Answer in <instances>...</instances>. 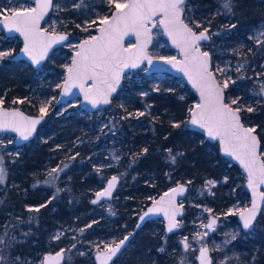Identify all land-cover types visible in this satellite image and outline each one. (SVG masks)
Returning a JSON list of instances; mask_svg holds the SVG:
<instances>
[{"label": "trees", "instance_id": "1", "mask_svg": "<svg viewBox=\"0 0 264 264\" xmlns=\"http://www.w3.org/2000/svg\"><path fill=\"white\" fill-rule=\"evenodd\" d=\"M221 2L187 0L185 18L191 26L192 21L201 24L197 30L209 26V30L227 34L233 40L231 45L264 23V0H234L233 13H226ZM108 7L102 0H86L80 8L70 7L57 13L66 23L63 29L70 33L68 43L96 32L83 30L85 19L98 12L110 15L112 10L108 11ZM74 50L71 46L55 49L43 65L46 74L26 60L4 57L0 65L3 104L10 106L13 98H23L18 102L21 108L32 114L39 113L42 96L60 92V88L53 86L64 79L65 65L71 62ZM129 75L130 72L125 75L122 87L103 108V113L86 111L81 105L73 111L61 112V105L55 104L47 111L36 137L29 143L14 145L19 149L18 154L5 155L7 178L0 183L3 264L13 262V256L21 257L25 263L31 259L29 264H38L44 252L67 245L68 235L75 232L68 228L76 223L77 226L93 223L83 233L86 239L105 232L131 230L141 211L178 182H185L194 190L207 179L226 178L215 187L216 197L221 190L232 191V188L249 195L246 176L239 165L221 153L217 141L206 139L201 131L190 128L188 109L197 98L183 79L169 73L148 74L137 69ZM46 79L51 84L42 88ZM225 93L229 102L232 93L229 89ZM140 112L144 115H137ZM241 115L247 124L255 127L264 150V99L252 112L242 108ZM104 148L109 150L113 163L100 167L102 160H108L103 158ZM67 151L75 157L70 159L72 165L61 172V181L44 184L47 168L66 161ZM171 157H175L174 163ZM113 173L120 176L121 185L112 198L115 214L104 217L105 214L94 211L97 205H92L90 200L102 180ZM261 217H264L263 211L257 223L262 221ZM152 220L135 235L124 264H179L182 254L191 258L196 253L190 246L184 247L187 234H191L187 224L169 234L161 223V232L155 235L146 231ZM58 228L65 229L64 233L53 239ZM256 236L247 243H259L261 238ZM244 249L260 250L257 245ZM239 250L236 246L235 251Z\"/></svg>", "mask_w": 264, "mask_h": 264}, {"label": "snow or ice", "instance_id": "2", "mask_svg": "<svg viewBox=\"0 0 264 264\" xmlns=\"http://www.w3.org/2000/svg\"><path fill=\"white\" fill-rule=\"evenodd\" d=\"M108 3L114 5L115 11L111 13L110 18L107 16L100 18L99 35L89 36L88 39L80 42L71 64L65 65L67 76L63 84H58L56 87L62 88L65 94L70 92L72 88L78 87L84 93V99L90 101L93 106L101 103L109 104V98L116 92L125 68L136 67L138 62L143 60L152 62V57L147 53V46L151 43L149 23L156 26L155 18L159 14V24L163 26L172 38V43L180 49L183 55L182 60H177L175 56L162 57L161 59L183 71L200 94V102L188 109L191 117L190 124L206 130L209 137L218 138L222 150L235 157L247 173V186L252 190L253 199L251 207L242 208L238 211L243 222V228L250 229L261 207L257 197L264 199V192L257 191L259 186L264 185V159H261L258 153L259 141L254 135L255 129L245 127L241 122L242 108L238 106L239 98L225 102V89L229 86L230 78L225 79L221 84L211 70L210 54L201 51L200 42L210 39L209 29L204 27L197 32L194 31V28L200 29L201 24L192 21L193 26L190 27L189 23L185 22L184 14L187 0H126L124 3L119 2V0H108ZM83 4L84 0H80L73 7L80 8ZM10 5L13 6L6 8L0 4V16H2L0 22L9 31L14 30L24 37L23 52L31 59L32 63L39 64L47 56L52 44L68 39L67 35L55 33L54 29L52 33H49L39 26L41 19L49 9L55 7L59 10V5L54 6L53 0H35V7H25L23 10H20L21 6L14 4V0H10ZM234 6V0H222L221 2V7L226 13H233ZM187 10L190 11V9ZM95 23L92 21L88 27L95 25ZM77 27L80 26L77 25ZM88 27L83 30L88 31ZM230 27L235 28L236 25ZM130 33L136 36L137 42L131 48H125L123 39ZM258 35L264 36V26ZM256 42L261 43L262 41L257 39ZM10 55L12 53L8 51H0V59ZM241 67L243 65L237 67L236 71L239 72ZM215 71L223 74L226 69L217 67ZM259 94L264 95V84L261 85ZM50 103L51 101L42 102L39 109L41 116L35 119L24 116L18 109L8 110L0 107V129L11 128L27 140L35 131V126L47 114V105ZM2 104L3 100L0 99V105ZM246 111L252 112L254 109L247 107ZM137 115H144V113L140 112ZM173 126L179 127L178 124ZM143 152H147V149H143ZM171 159L174 163L175 157H171ZM64 167L66 168L67 165L65 164ZM57 171H63V169L59 166L53 168L49 175L52 176ZM5 175L3 157H0V183L4 181ZM117 181L118 177L116 176L109 179L107 187L102 192L95 194L96 199L92 203H97L102 197H111ZM215 183V181H207V185H214ZM183 191H185L183 186L173 188L171 196L165 194V197L168 198V207H165V197H161L159 201H154L153 207L145 212L140 220L143 221L145 217L149 216V213L163 212L169 221L168 231L177 228L179 224L175 216L178 209L175 208L173 201L175 195ZM43 206L41 205V207ZM169 207L173 209L171 214ZM205 211L211 210L205 209ZM215 223L216 219L214 218L204 227L212 229ZM87 227H91V225ZM80 231L83 232V229ZM59 235L57 234L54 239H58ZM130 235L131 233L124 236L118 243L113 242L114 247L105 244L103 250L98 251L96 255L100 264H108L125 245ZM231 239L235 240L236 236L233 234ZM2 243L3 238H0V244ZM224 243L227 244L229 241L226 240ZM184 247L185 249L189 247L187 238H185ZM63 251L61 249L55 256L45 257V260L55 261L58 264ZM199 253L200 264H211L207 247L202 246ZM3 261L4 257L0 256V264H3Z\"/></svg>", "mask_w": 264, "mask_h": 264}, {"label": "rangeland", "instance_id": "3", "mask_svg": "<svg viewBox=\"0 0 264 264\" xmlns=\"http://www.w3.org/2000/svg\"><path fill=\"white\" fill-rule=\"evenodd\" d=\"M85 1L86 0H84V2ZM102 1L109 5L107 8L108 11H113L115 9L114 5L108 3V0ZM79 2L80 0H55L54 6L59 5V10L53 7L50 15L44 21L43 26L50 31H53V29L54 31H66L63 29L66 23L62 22V19L60 20L56 14L62 12L66 8H75L73 5ZM119 2L124 3L126 0H119ZM0 4L6 8L13 6L10 5V0H0ZM14 4L21 6L20 10H23L25 7H35V0H14ZM105 16L108 17L110 15L107 13L101 14L98 12L96 15L85 19V27H88L92 21H95V25L88 27V29H94L97 31L100 25V18ZM1 17L2 16H0V20ZM262 26H264V23H261L259 26L254 28L248 36L242 37L240 40H238L235 45H231L233 40L227 34L223 36L217 30H209L211 39L207 45H205V43L203 46L204 49L208 50L214 58V71L217 67L226 69L223 74L216 71L215 72L222 84L225 79L230 78L229 86L226 89H229L232 93L231 100L239 98L238 106L241 108L252 107L254 109L257 103L264 99V95L259 94L260 87L262 84H264V36L258 35L259 31L262 29ZM207 28L209 29V26ZM95 33L96 32H91L89 35L83 38H89V36H93ZM222 36L224 40L222 39ZM257 39L261 40L262 42L257 43ZM133 42L134 39H130L127 43L131 44ZM78 43L79 41L71 42L63 45L62 47L71 46L72 49H76ZM22 45V39L18 35L7 36L0 25V51H8L13 55L22 47ZM57 52H59V49ZM150 52L159 57H179V53L169 46L167 39L164 37L163 31L159 25V19H157V23L154 28L153 44L150 48ZM12 55L7 57H11ZM43 65L44 63L37 69L46 74V71L43 69ZM240 65H243V67H241L240 71L237 72L236 69ZM145 69L146 67L143 66L137 70ZM130 75H132V71H130ZM62 82L63 80L58 84H62ZM50 84L49 79H46L42 88H44V86L49 87ZM53 87L56 89V84ZM59 93L56 95L42 96L41 104L44 101H51V103L47 105V111L51 110L53 106L57 104L56 100L59 96ZM0 99L3 100L1 96ZM22 99L23 98H13L10 102V107H21L18 102H20ZM13 101H15V103H13ZM58 105H61V112L68 110L73 111L78 105H80V99L71 100L68 103ZM99 111L100 113H103L104 110L102 108L99 109ZM96 139L97 138H95V140ZM14 145H16L14 134L8 132L0 133V157H3V167L6 154H18L17 150L19 149H15ZM105 152L106 153L103 155V158H108V160H102L99 165L100 167H107L109 165L108 163L111 161V154L109 153V150H106ZM262 152L264 155V150H262ZM67 156L69 161L67 159L66 161L64 160L63 163L49 166L47 168V177L43 179L44 184L48 185L49 182H52L53 180L55 183L61 181L62 171H57L56 173H53L52 176L49 175V172L58 166L64 170L65 164L67 165L66 168L71 166L72 161L70 159L75 157V154L71 155L70 152L67 151L66 157ZM111 163L113 162L111 161ZM5 172L6 175L4 181L7 178L6 169ZM113 174H110L104 178L102 180L101 186L97 190H94L92 194L94 195L99 189H101V187H103L106 183L107 179ZM210 180L215 181L216 183L214 185H207V181ZM226 180V178H223L221 181L215 178L207 179L201 187L195 188L194 190L189 188L187 196L181 201L185 208V216L181 219L177 228L186 226V224L189 226L188 229L191 231V234H187V243L190 248L195 249L196 253L192 254L191 258H189L188 255L182 254L180 256L179 264H181V261H183V264H199L198 251L202 246L206 245H208L212 251L215 264H221V262H223V264H264V217H261L262 221L258 223L255 222L252 229L249 232H246L239 221L238 210L248 207L250 204V194H242L241 191L238 192L236 189L232 188V191L224 192V190H221L220 196L216 197V194L218 193L215 192V187L219 184V182H225ZM114 202V199H111L110 201H106L100 205H97L94 211L98 214H105L104 217H107L114 213ZM140 207L142 208V205ZM109 209H111V211H109ZM205 209H210L211 211H205ZM212 217L217 219L214 227L212 229L204 227L208 224L209 219ZM161 223L164 226L163 220L161 218L153 219L152 222L147 226L146 231H151L153 234L159 235L161 232ZM92 224V222H88L83 226H77L76 223L73 226H70L68 231L75 232L68 235L67 245L59 248L56 247L50 251L63 249L66 253L63 264H90L92 261L93 264H96L94 256L98 251L103 250L105 244H110L111 246L114 245L113 242H117L121 237L132 230H122L120 233L114 231L105 232L93 239H86V236L83 235V233L85 232L87 226ZM81 229H83V232L80 231ZM64 230L65 229L62 228L56 229L54 231L53 239L55 236H57V234H63ZM259 232H261L263 235H261ZM204 233H207V235H204ZM233 234L236 236L235 240L231 239ZM256 235L261 238L259 243L255 241L247 243L249 238H258ZM226 240L229 241V243L225 244L224 241ZM73 245H75V247H73ZM97 245H99V247H97ZM133 245L134 243L131 242L129 247L121 254L115 263L112 264H124L123 262L125 261L126 256L130 253V249ZM255 245L260 248L258 252L256 250L249 251L244 249L246 246L253 247ZM260 245H262V247H260ZM236 246H239V249L241 250L235 251ZM45 253L46 252H44V254ZM42 258L37 261L38 264L42 263ZM21 259V257L13 256V262L10 264H29L28 262L31 261V259H28V262L25 263V261Z\"/></svg>", "mask_w": 264, "mask_h": 264}, {"label": "water", "instance_id": "4", "mask_svg": "<svg viewBox=\"0 0 264 264\" xmlns=\"http://www.w3.org/2000/svg\"><path fill=\"white\" fill-rule=\"evenodd\" d=\"M53 4H54V0H53ZM52 9H53V8H52ZM52 9H49V11H48L47 13H45V15H44L43 19H41V21H40V25H39L40 28H41L42 30L47 31V32H49V33H52L53 31H50V30L46 29V28L43 26V24H44V21L47 19V17L50 15V12L52 11ZM114 11H115V9H114L112 12H114ZM108 17L110 18V17H111V14H110V16H108ZM157 19H159V14H158L157 18H155V24L157 23ZM0 21H2V17H1V20H0ZM185 22L188 23V21H187L186 19H185ZM0 25L2 26L4 32L6 33L7 36H15V35H18V36L22 39V42H23L22 47L12 55V58H13V59H16V60H26V61H28L29 63H31L35 68L40 67L43 63H45V62L48 60V58L51 56V54L54 52L55 49L59 48L60 46H63V45H65V44H67V43L69 42V40H70V33H69V32H67V31H55V33H57V34L67 35L68 39H67V40H64V41H58L57 43L52 44L51 48L48 50V54H47V56H46L43 60H41V61L39 62V64H34V63H32L31 59H30V58H29V57L23 52V48H24V37H23L20 33L15 32L14 30H13V31H9L6 27L3 26V23H2V22H0ZM159 25H160V24H159ZM189 26L191 27L190 24H189ZM160 27H161V29H162V31H163V35H164V37H165V38L167 39V41H168L169 46H170L171 48H173L174 50H176V51L179 53V57H176V59H177V60H182V59H183V55H182V53L180 52V49L177 48L176 45H174V44L172 43V38L167 34V32L164 30L163 26L160 25ZM149 28L151 29V43H149L148 46H147V53H148L149 56L152 57V62L149 63L147 60H143V61L138 62V64H137L136 67H131V66H129V67L125 68V69L123 70L122 74H121V80H120L119 85H117V90H116V92H114V93L111 95V97L109 98V99H110V103H111L112 97H113V96H114V95L120 90V88L122 87L123 82H124L125 75H126L127 73H129L130 71H133V70H135V69H139V68H141V67H143V66L146 67L145 71H146V73H148V74H151V73H163V72H164V73H169V74H171V75H174V76H177V77H179V78H182V79L184 80V82L187 84V86L191 89V91L195 94V96H196V98H197V102H196L195 104L199 103V102H200V94H199V91H198L195 87H193L191 81H189V79H188V77L185 75V73H184L183 71H181L179 68L173 67L171 64L166 63L164 59H161L162 57L155 56L154 54H152V53L150 52V48H151V46H152V44H153V32H154V28H155V26H153L152 23H149ZM201 30H202V29H201ZM194 31L199 32L200 30H197V29L194 28ZM97 35H99V28L97 29L96 33H95L93 36H97ZM209 37H210V34H209ZM85 39H88V38H83V39H81V40L79 41L78 45L80 44L81 41H83V40H85ZM130 39H134V42L131 43V44L127 43L128 40H130ZM209 40H210V39H209ZM209 40L200 42V48H201V51H206V52H208V53L210 54V66H211V70L214 72V74H215L217 80L220 81L219 77L217 76V74H216V72L214 71V68H213V64H212V55H211V53H210L208 50L204 49V47H203V44L207 43ZM136 42H137V41H136V36H135L134 34H131V33H130L129 35L125 36L124 39H123V45H124L125 48H131V46H132V45H135ZM77 50H78V48H76V50L73 52L72 58H73V56L75 55V53H76ZM170 57H172V56H170ZM164 58H166V57H164ZM3 61H4L3 59H0V65L3 63ZM71 61H72V59H71ZM70 64H71V63H70ZM66 76H67V71L65 72V76H64L63 82H64ZM63 82H62V84H63ZM220 82H221V81H220ZM221 84H222V83H221ZM225 98H226V93H225ZM75 99H80V105H81V108L84 109V110H86V111H90V112H93V111H96V110L102 109V108H104V107H106V106H108V105L110 104V103H109V104H103V103H101V104H97L96 106H93V105L91 104L90 101H87V100L84 99V93L81 92L80 89H79L78 87H74V88H72V90H71L70 92H68L67 94L63 93L62 88H60V93H59V96H58V98H57V100H56V103H57V104H65V103H68V102H70L71 100H75ZM225 102H227L226 99H225ZM195 104H194V105H195ZM0 107H3L4 109H8V110L18 109L20 112L23 113L24 116L29 117V118H34V119H35V118H39V117L41 116V113L32 114V113L27 112L26 110H24L23 108H21V107H19V106L10 107V106H6V105L2 104V105H0ZM234 107H235V106H234ZM240 116H241V122L244 124L245 127H248V128H254V129H255L254 126H252V125H250V124H247V123L243 120L241 113H240ZM45 118H46V115H44V116H43V119L40 120V123H38V124L35 126V131L32 133L31 136H29V138H28L27 140L23 139V138L20 136L19 133L15 132V131H14L13 129H11V128L0 129V133H6V132H8V133H12V134H14V135H15V143H16V145L26 144V143H29L33 138L36 137L37 132H38V128H39V126L41 125V123L45 120ZM190 119H191V117L189 118V121H190ZM189 124H190V122H189ZM190 128H191V129H194V130H199V131H201V132L204 134V136H205L206 139L213 140V141H217V142L219 143V147H220V151H221V153H222L224 156L230 158V159H231L233 162H235L236 164H238L239 167L244 171L245 176H246V183H245V185H246V188H247V190L249 191V194H250V204L248 205V207H251V201H252V199H253V196H252V190H251L250 188H248V186H247V173L245 172V170H244L243 166L240 164V162H239L238 160H236L235 157L231 156L230 154L225 153V152L222 150V146H221L220 141H219L218 138H217V139H213V138L209 137V136L207 135L206 130L200 128V127L197 126V125H192V124H190ZM254 135L257 137V139H258V141H259L258 153H259L261 159H264L263 152H262V141H261V138L259 137L258 133L256 132V130L254 131ZM113 176L118 177V181H117V183H116L115 188H114L113 191H112V195H111V197H102L97 203H95V204L92 203V201L96 199V195H95V194H96L97 192H102V191L104 190V188L107 187V182H108V180L111 179ZM120 181H121V178H120V176H119L118 174H113V175H111V176L107 179V181H106V183L104 184V186L101 187V189H99V190H98V191L92 196V198H91V200H90V203H91L92 205H100V204H102V203H104V202H106V201L111 200V199L114 197L115 193L117 192V190H118V188H119ZM178 186H183L184 189H185V191H183L182 193H177V194L175 195V198H174V201H173V204L175 205V208L178 209V211L176 212L175 219H176V221L178 222V224L180 223L181 219H182L183 216H184V212H185L184 205H183V203H182L181 201L187 196L188 191H189V185H188L187 183H185V182H178V183L172 185L171 187H169L167 190L163 191L161 194H159L157 197H155V198L152 200V202H151V203L145 208V210L139 214V216H138V218H137V221H136V224H135L134 228L129 232V233H131V235L129 236V239L125 242V245L122 246L121 250L117 253V255H116L115 257H113V259H112L111 261L108 262V264H112V263H114V261H115V260H116V259H117V258H118V257H119V256H120V255H121V254H122V253H123L128 247H129V245L131 244V242H132V240L134 239L135 235H136V234H137V233H138V232H139V231H140V230H141V229H142V228H143V227H144V226H145V225L151 220V219H154V218H161V219L163 220V223H164L165 231H166L167 233H169V234H170V233H173V232L177 229V228H174L172 231H170V232L168 231V223H169V221H168V218L164 215L163 212H152V213H149V216L145 217V219H144L143 221L140 220V217L143 216V214H144L145 212H148V210H149L150 208L153 207V205H154V201H159V200L161 199V197H165V194H166V193L168 194V196H171V195H172L171 190H172L173 188H177ZM257 191H258V192H264V185L259 186V188H258ZM257 199H258V201H259L261 207H260V210H259V212H258V214H257V217H256L254 223L256 222L257 218L260 216V214L262 213L263 208H264V199H260L259 197H257ZM165 207H168V198H167V197H165ZM172 211H173V209L169 207V213H170V214H171ZM238 218H239V221L241 222V225H242V227H243V222H242V220L240 219V215H239V214H238ZM212 219H214V218H213V217L210 218V219H209V222H210ZM215 219H216V218H215ZM209 222H208V223H209ZM216 222H217V219H216ZM215 224H216V223H215ZM253 225H254V224H253ZM252 227H253V226H252ZM252 227H251L250 229H244V228H243V229L246 230V231H249V230L252 229ZM129 233L125 234L124 236H127ZM124 236H123L121 239H123ZM121 239H119L118 242H119ZM118 242H117V243H118ZM112 246L114 247V245H112ZM203 247H207V248L209 249V257L211 258V264H214V258H213V254H212V251H211L210 247H209L208 245L203 246ZM59 251H61V249L56 250V251H48V252H46V253L44 254L43 258H42V263H41V264H57V262H55V261H46V260H45V257H48V256H55L56 253L59 252ZM96 255H97V253H96L95 256H94V260H95L96 264H100V261L96 259ZM199 255H200V253H199V251H198V260H199ZM65 256H66V253H65V251H63V253H62V257H61V259L59 260L58 264H63V263H64V261H65ZM199 264H200V260H199Z\"/></svg>", "mask_w": 264, "mask_h": 264}, {"label": "flooded vegetation", "instance_id": "5", "mask_svg": "<svg viewBox=\"0 0 264 264\" xmlns=\"http://www.w3.org/2000/svg\"><path fill=\"white\" fill-rule=\"evenodd\" d=\"M209 34H210V33H209ZM210 39H211V34H210ZM209 41H210V40H209ZM209 41H208V42H209ZM208 42H207V43H208ZM203 45H204V44H203ZM245 231H246V230H245ZM249 231H250V230H249ZM249 231H246V232H249ZM121 238H122V237H121ZM121 238H120V239H121ZM117 242H118V241H117ZM117 242H116V243H117ZM120 256H121V255H120ZM120 256H119V257H120ZM119 257H118V258H119ZM118 258H117V259H118ZM117 259H116V260H117ZM116 260H115V261H116ZM115 261H114V263H115Z\"/></svg>", "mask_w": 264, "mask_h": 264}]
</instances>
